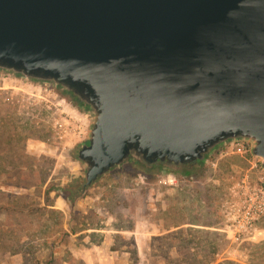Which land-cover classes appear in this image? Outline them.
<instances>
[{
	"label": "water",
	"instance_id": "water-1",
	"mask_svg": "<svg viewBox=\"0 0 264 264\" xmlns=\"http://www.w3.org/2000/svg\"><path fill=\"white\" fill-rule=\"evenodd\" d=\"M0 73L87 114L80 193L130 162L207 164L228 142L264 171V0H0Z\"/></svg>",
	"mask_w": 264,
	"mask_h": 264
},
{
	"label": "rangeland",
	"instance_id": "rangeland-1",
	"mask_svg": "<svg viewBox=\"0 0 264 264\" xmlns=\"http://www.w3.org/2000/svg\"><path fill=\"white\" fill-rule=\"evenodd\" d=\"M36 85L0 73V264H84L78 260L88 240L105 245L107 255L125 246L130 264H264V231L239 242L220 231L221 201L247 167L236 155L217 152L188 178L130 162L80 193L71 213L66 196L82 184L74 156L88 116L56 89ZM70 107L86 125L80 139L65 132L72 123L61 111ZM145 180L156 186L150 220L146 191L142 207L128 192ZM151 228L153 237L144 234Z\"/></svg>",
	"mask_w": 264,
	"mask_h": 264
},
{
	"label": "built area",
	"instance_id": "built-area-1",
	"mask_svg": "<svg viewBox=\"0 0 264 264\" xmlns=\"http://www.w3.org/2000/svg\"><path fill=\"white\" fill-rule=\"evenodd\" d=\"M36 87L43 88L45 92L50 91L45 84ZM75 110L70 107L61 111L64 119L72 123L71 127L68 124L65 129L69 139H80L85 135V122ZM217 152L220 156H239L247 164L239 177L229 183L221 201L220 231L231 242L250 240L262 231L258 224L264 218V171L260 160L251 155L249 143L243 141L228 142Z\"/></svg>",
	"mask_w": 264,
	"mask_h": 264
},
{
	"label": "crops",
	"instance_id": "crops-1",
	"mask_svg": "<svg viewBox=\"0 0 264 264\" xmlns=\"http://www.w3.org/2000/svg\"><path fill=\"white\" fill-rule=\"evenodd\" d=\"M91 188V187H90ZM156 186L154 184H146L144 187L142 186L141 188L140 187H135V188H131V190L129 189V193H131L133 196H136L137 195V205L138 207H142L145 205V202L143 201L142 198H138L141 197L142 195L139 193L141 192V190H144L146 191L145 193V196L148 197V200H147V206H148V219L150 220V218H154L152 216H154L153 214V210L155 208V197H156V194L154 193V191L156 192ZM171 189H177V186L174 184ZM154 196V198H153ZM78 198L75 199V201L77 200ZM67 201V200H66ZM74 201V202H75ZM68 205H70V212H71V208L73 207V204L71 202H68ZM72 205V206H71ZM73 210V208H72ZM148 220V221H149ZM153 226V225H152ZM152 229V228H151ZM154 229V228H153ZM152 230L148 229L147 231H144V234H147V235H150L149 237H153L152 235L154 234H151L153 233ZM87 232H92V231H95L94 229L92 228H89L87 230H85ZM99 231L101 233H104V229H99ZM132 233H140L138 232L137 230L135 231L134 230H130ZM262 231H264V229H262ZM121 233H125V231H121ZM129 233V231H128ZM143 234V232H142ZM75 235H78V234H75ZM85 247H84V250L82 252V254H80V258H79V262H83L84 264H130L131 260L128 256V253L126 252V248L125 246H123V248L119 249L117 253H120L119 255H115V254H110V255H107L108 252H107V249L105 247V245L103 244H98L96 245L95 243H92L91 241L88 240V243L86 244H83ZM73 255L74 254V250H73ZM66 264V263H65Z\"/></svg>",
	"mask_w": 264,
	"mask_h": 264
},
{
	"label": "flooded vegetation",
	"instance_id": "flooded-vegetation-1",
	"mask_svg": "<svg viewBox=\"0 0 264 264\" xmlns=\"http://www.w3.org/2000/svg\"><path fill=\"white\" fill-rule=\"evenodd\" d=\"M137 168L140 170H143L146 173L152 174L153 172H161V173H174L178 175H193L201 166L199 162H195L192 164H185V165H180V166H168L165 165L164 163L158 162L154 164L147 165L145 163L143 164H136ZM77 192L80 193V190L76 189L73 192V195H77ZM70 196L68 195L67 201L70 202Z\"/></svg>",
	"mask_w": 264,
	"mask_h": 264
},
{
	"label": "trees",
	"instance_id": "trees-1",
	"mask_svg": "<svg viewBox=\"0 0 264 264\" xmlns=\"http://www.w3.org/2000/svg\"><path fill=\"white\" fill-rule=\"evenodd\" d=\"M56 90H57V89H56ZM57 91H59V90H57ZM60 93H61V92H60ZM61 94L63 95V93H61ZM63 96H64V95H63ZM64 97H65V96H64ZM69 101H70V100H69ZM71 102H72V101H71ZM79 109H80V108H79ZM80 110H81V109H80ZM220 149H221V148H220ZM199 163H200V162H199ZM200 164H201V166L199 167V169L204 167V164H202V163H200ZM199 169H198V170H199ZM198 170H197L193 175H196V173L198 172ZM193 175H192V176H193ZM177 176H183V175H177ZM183 177L188 178V177H191V175H184ZM145 182L147 183V182H150V181L145 180ZM187 183H188V182H187ZM147 184H149V183H147ZM145 185H146L145 183H144L143 185L140 184V183H139V184H135V183H133V187H132L131 184H130L129 186L132 187V188H135V187H140V188H141L142 186L144 187ZM59 190L64 191L65 188H59ZM67 192H68V195L71 197V198H70V202L73 204L74 201H75V199H76V197H77L80 193L77 192V195L74 196V195H73V192H74V191L68 190ZM68 195L66 196V199H67ZM71 206H72V205H71ZM71 213H72V208H71Z\"/></svg>",
	"mask_w": 264,
	"mask_h": 264
}]
</instances>
